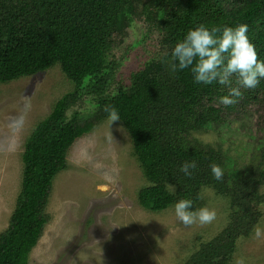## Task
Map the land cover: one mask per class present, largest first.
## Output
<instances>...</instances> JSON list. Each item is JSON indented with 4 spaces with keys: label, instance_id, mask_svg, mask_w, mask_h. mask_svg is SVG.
Segmentation results:
<instances>
[{
    "label": "trees",
    "instance_id": "trees-1",
    "mask_svg": "<svg viewBox=\"0 0 264 264\" xmlns=\"http://www.w3.org/2000/svg\"><path fill=\"white\" fill-rule=\"evenodd\" d=\"M137 18L159 32L160 49L126 84L113 89L114 40ZM200 24H247V36L264 61V0H0V83L59 66L74 86L54 102L26 140L21 190L8 227L0 232V264H29L48 223L53 180L67 168L71 146L108 117L105 105L116 107L132 139L147 181L138 192L143 208L163 212L191 199L196 209L205 188L230 202L227 226L201 243L186 264L232 260L237 241L262 214L264 150L258 146L259 153L243 170L226 150L201 142L194 133L226 123L229 111L264 107V78L254 89L241 88L239 102L225 107L219 100L228 94V86L198 84L190 69L171 72L163 61ZM232 86H237L235 77ZM84 100L94 106L92 118L76 109ZM191 161L197 167L185 176L181 166ZM213 163L223 169L222 180L214 178ZM168 184L175 192H169Z\"/></svg>",
    "mask_w": 264,
    "mask_h": 264
},
{
    "label": "rangeland",
    "instance_id": "rangeland-1",
    "mask_svg": "<svg viewBox=\"0 0 264 264\" xmlns=\"http://www.w3.org/2000/svg\"><path fill=\"white\" fill-rule=\"evenodd\" d=\"M160 37L148 22L137 18L115 38L113 89L126 84L132 72L157 55ZM73 87L59 66L0 83V232L8 227L21 190L26 140L54 102ZM25 100L31 104L26 125L13 136L9 123ZM76 109L84 111L85 118L94 116L88 100ZM226 119L195 136L226 150L245 170L259 153L258 146L264 150V107H240L229 111ZM121 124L116 121L109 127L105 118L69 149L67 168L53 180L46 205L48 223L29 264H186L201 243L227 226L230 202L210 188L203 190L200 207L216 210L211 224L187 227L177 220L174 207L163 212L143 208L138 192L147 181ZM259 209L262 214L255 227L264 229V203ZM254 228L237 241L228 264L240 258L244 264H264V235L255 238Z\"/></svg>",
    "mask_w": 264,
    "mask_h": 264
},
{
    "label": "clouds",
    "instance_id": "clouds-1",
    "mask_svg": "<svg viewBox=\"0 0 264 264\" xmlns=\"http://www.w3.org/2000/svg\"><path fill=\"white\" fill-rule=\"evenodd\" d=\"M247 32V24H240L236 27L223 26L222 28L220 26L209 28L200 24L188 30L183 40L178 42L171 51V59L163 62L168 64L173 73L190 69L194 82L198 84L209 85L218 82L228 86V94L220 97L219 102L225 107L235 105L243 96L241 88L254 89L260 79L264 78V61L259 59ZM234 77L237 86H232ZM30 107V101L25 100L20 113L10 121L9 130L13 136H18L25 127ZM104 111L108 114L109 127L121 120L115 106L105 105ZM196 167L195 161L185 162L180 170L185 176L190 177L191 170ZM210 168L214 178L218 181L222 180L223 169L215 163L211 164ZM166 187L169 192L176 190L171 184ZM193 203L191 199H181L174 206L175 216L183 225L187 227L194 224L205 225L216 220L215 209L208 207L193 209ZM262 235H264V229L256 226L254 228L255 238H261ZM236 264H244L243 258L238 259Z\"/></svg>",
    "mask_w": 264,
    "mask_h": 264
}]
</instances>
